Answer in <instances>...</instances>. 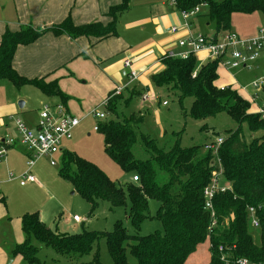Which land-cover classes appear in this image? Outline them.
Returning <instances> with one entry per match:
<instances>
[{
	"label": "trees",
	"instance_id": "trees-1",
	"mask_svg": "<svg viewBox=\"0 0 264 264\" xmlns=\"http://www.w3.org/2000/svg\"><path fill=\"white\" fill-rule=\"evenodd\" d=\"M174 1L180 10L205 4L208 7L207 22L213 24L214 39L231 30L234 12H260L264 16V0ZM126 5V0H122L109 7L107 15L111 17V23L106 26L100 21L75 24L67 16L49 26L23 25L17 31L5 29L0 36V82L7 80L16 88L32 85L46 95L62 98L63 93L55 81L29 79L16 72L12 66L16 47L31 43L49 32L96 40L111 36L115 33L116 17ZM161 62L163 68L151 75V84L176 98L183 110V101L191 98L188 111L184 110L185 116L201 120L225 112L237 123L236 128L226 129L222 135H217L223 139L217 158L221 162L227 188L217 192L213 198L215 224L211 231L208 232L211 216L203 206V190L209 182L211 164H215L216 157L204 149L205 144L182 147L176 139L171 146L165 147L140 130L145 122L144 114L129 106L133 97L140 99L144 88L132 84L118 94L114 91L109 93L103 107L105 117L96 125L103 135L105 153L125 172H135L138 180L119 186L95 164L65 148L62 149L59 175L72 182L73 190L89 203L91 210L99 201L119 206L124 205L128 198L127 216L135 230L148 217L158 220L162 231L155 230L146 235L129 234L117 222L110 231L83 229L76 233H58L40 220L38 212H27L20 218L23 241L12 250L27 264H41L37 256L39 248L31 243L32 239L61 257L87 254L95 242L105 238L112 264H128L127 250L137 264H184L197 245L206 239L211 253L207 264H221L218 245L225 248L234 246V256L247 257L252 261L264 259V219L261 215H264V120L252 112L251 101L238 90L229 85L220 89L216 83L217 60L198 64L196 56L191 54L186 58L163 56ZM260 93L264 95V86ZM244 128L258 135L248 140ZM180 132L172 133L178 136ZM137 144L147 154L145 159L134 157L133 147ZM149 199L159 203L154 216L148 215ZM250 206H260L261 222L256 229L258 242L250 230L247 214ZM97 255L96 251L93 264L98 263Z\"/></svg>",
	"mask_w": 264,
	"mask_h": 264
},
{
	"label": "crops",
	"instance_id": "crops-1",
	"mask_svg": "<svg viewBox=\"0 0 264 264\" xmlns=\"http://www.w3.org/2000/svg\"><path fill=\"white\" fill-rule=\"evenodd\" d=\"M121 1L46 0L45 12L46 14L50 13L51 21L47 24L42 21L41 24L33 27L59 23L67 16H70L75 24L100 21L106 26L111 23V17L107 15L109 7L118 5ZM1 2L3 1L1 0ZM126 2V7L116 17L115 33L111 36L96 40L85 36L71 38L65 34L53 35L49 32L42 34L31 43L20 44L16 47L12 59V66L16 72L29 79L43 78L45 82L55 81L65 98L46 95L32 85L16 88L11 82V85L6 84L5 95L7 97L0 100V146L4 136H17L15 118L22 120L31 129H37L39 111L44 105H62L67 114L78 119V124L73 128L76 130L80 117L86 114L92 115L93 109L101 105L109 93L117 88L136 84L137 87L144 88L142 92H148L147 86L149 83L151 85V75L163 68L162 57L169 52L178 53L181 51L182 48L177 41L189 32L208 36L214 34L213 26L207 22V17H199L198 12L188 17V28H184L180 9L175 6L174 0H126ZM6 4L0 3V36L5 29L15 31L23 25H32L25 16L21 15L20 10L17 12L16 18L6 19V12L9 10V6ZM263 23L264 20L261 24L250 27L243 34H237L242 37L253 36ZM173 26L179 29L175 33L170 32V28ZM195 56L198 64L208 61L206 53L203 51ZM125 58L131 61V67L139 73L138 78L130 83L126 75L127 69L123 68ZM260 62H264V55L256 63L257 67ZM220 68L230 81L220 83L217 79L216 83L220 87L227 85L233 87L250 101L254 91L248 85L244 86L247 87L246 90L242 89L243 86L234 87L231 81L235 80L232 79L229 72L231 70H227L218 63L217 73ZM263 69L261 68L260 71ZM30 86L36 88L41 94L42 105L35 109H32L33 106L28 105L27 102L29 94L32 92ZM259 95L261 98L264 97L261 93ZM142 102L144 101L140 98V105ZM141 108L142 106H139L138 110L143 113ZM92 117L94 116L92 115ZM68 139L62 140L59 151L52 156V159L55 155L62 154V149L66 148ZM30 156L31 151L19 143L7 147L6 152L0 156V264H14L15 259L7 262L8 248H14L16 244L23 241L20 218L28 211L25 201L21 198L18 203H10L13 197L12 192L14 190L26 191L33 188H45L39 180L20 184L18 176L25 172L31 174L33 166L40 159H37L28 168L26 162ZM41 158L47 159L49 164L54 166L50 163L49 157V159ZM9 174H12V177H9ZM132 176L130 181H132ZM19 196L23 198V195ZM38 214L43 222L42 214L39 212ZM72 216L58 215L60 221L55 224L53 230L58 233L79 232L76 231L75 226L81 220L74 221ZM210 254L209 251V258ZM209 258L205 264L208 263ZM24 263L21 255H17V264Z\"/></svg>",
	"mask_w": 264,
	"mask_h": 264
},
{
	"label": "rangeland",
	"instance_id": "rangeland-1",
	"mask_svg": "<svg viewBox=\"0 0 264 264\" xmlns=\"http://www.w3.org/2000/svg\"><path fill=\"white\" fill-rule=\"evenodd\" d=\"M2 1L3 2L0 0L1 4L7 3L6 6H9V10L6 12V19L16 18V14L20 10L21 15L25 16L27 20L32 23V26H37L41 24L42 21L46 22V24L51 21L50 13L46 14L45 12L46 0ZM207 13L208 7L205 4L200 5L198 16L206 18ZM263 20L264 16L260 12H234L230 21L231 31L243 34L250 27L261 24ZM256 65H253L251 67L252 69L237 68L229 71L232 79L235 80L233 82L231 81L232 85L236 88L248 85L254 77L259 75L261 68H264V62L258 63V67H256ZM221 69L222 68L218 70V82L220 83L228 80V77H226ZM228 81H230V79ZM6 84L11 85L7 80L0 83V100L6 99L7 97V95H5L7 91ZM147 88L150 96L149 100L142 102L140 105V99L133 97L130 100L129 107L138 110L139 106H142L141 110L143 111L145 122L140 130L155 138L161 146H171L176 139H179L182 147H189L192 145L203 146L205 143L214 141L217 135H222L226 129H234L237 127V123L225 112H220L214 116L201 120H195L188 115L185 116L184 110L188 111L191 98L187 97L183 101L185 108L183 110L176 98L167 94L163 89H156L152 84L150 85V83ZM30 89L32 92L29 94L27 102L28 105L33 106L32 109H35L42 105L40 102L41 94L34 87ZM163 100L166 101V105L162 104ZM110 103L111 102L108 100V104ZM98 109L103 110L104 108L100 105ZM98 121L99 119L92 117L91 114L80 117L77 129H72L70 132V137L66 142L67 145L65 149L75 152L78 156L92 162L108 177L115 181L116 184L124 187L125 183L130 181L131 176L134 175L135 172H125L105 153L103 149V135L95 129ZM177 131H181L178 136L172 133ZM244 131L248 140L252 136L258 135L249 133L245 128ZM133 154L137 159H145L147 157V154L140 144L133 147ZM53 159L56 165L51 166L47 159L44 160V158H40L31 170V175L36 181H41L45 188H33L26 191L14 190L10 203H18L19 198H21L25 201L27 212L37 211L42 214L43 223L52 229L55 227V224H58L60 221L58 215H77L81 222L76 224V231H82L83 229L110 231L117 222L120 223L129 234L146 235L155 230L162 231L160 222L154 218L148 217L144 219L139 228L135 230L127 216L129 209L128 198H126L124 205L119 206H112L107 201H99L97 206L91 210L89 203L79 193L73 192L72 182L59 175L62 160L61 155H55ZM35 168H37V170L34 171ZM19 195H23L24 199ZM158 206L159 203L156 200L149 199L148 215L154 216ZM59 228L61 229L60 226ZM250 230L255 236V241L258 242L256 229L251 227ZM31 243L39 248L37 256L41 264H93L92 259L96 251L98 252V263L95 264H112L105 238H100L95 242L93 249L87 254H75L61 257L56 256L53 250L42 246L34 239L31 240ZM10 248L11 247L8 248L9 255L7 262L15 259L14 264H17V254L12 252L13 247ZM209 251L210 244L208 239H206L198 245L196 252H192L187 257L184 264H205V261L209 258ZM126 257L128 264H137L136 259L128 250L126 251ZM24 264L27 263L25 262Z\"/></svg>",
	"mask_w": 264,
	"mask_h": 264
},
{
	"label": "built area",
	"instance_id": "built-area-1",
	"mask_svg": "<svg viewBox=\"0 0 264 264\" xmlns=\"http://www.w3.org/2000/svg\"><path fill=\"white\" fill-rule=\"evenodd\" d=\"M199 5L192 7L191 9L180 10V15L183 19L182 26L188 28L187 19L198 12ZM178 27L173 26L170 28V32H177ZM178 45L182 48L178 53H166L164 56L186 58L191 54H197L199 52H205L208 60H217L219 64L224 66L227 70L234 69H252L253 65H256V61L259 57L264 55V23L257 28L256 33L250 37L239 36L236 32L231 30L221 33L216 39L213 35L208 36L204 34H193L189 32L185 37L179 39ZM257 67V66H256ZM123 68L126 70L128 82L135 81L138 78V71L131 67V61L128 58L123 60ZM264 86V69L261 73L254 77L248 87L254 92L251 95L250 101L253 105L252 112L258 114L261 119L264 120V97L261 98L259 93ZM225 86H221L223 89ZM247 87H242L246 90ZM122 88L114 90V94L121 92ZM142 101L149 100L150 96L148 92H144L141 95ZM106 101L101 103L104 107ZM166 104V101H163ZM100 106V105H99ZM92 115L101 120L105 117L104 110H99L98 106L93 109ZM78 124V119L67 114L64 111V107L60 104L57 105H44L39 111V120L37 123V129L29 128L22 120L15 118V128L17 136L12 137L9 135L4 136L1 140L0 156L6 152L7 147L19 143L27 147L31 151V156L28 158L26 164L27 167H31L33 163L41 157H49L50 163L55 165V161L52 156L60 149V145L63 139L70 137L71 130ZM97 130V125L95 126ZM223 142L221 137H217L214 141L205 143L204 149L209 150L212 155L216 157L215 164L210 172V178L208 184L204 187V209L210 212L211 223L208 226V232L211 231L215 224L214 212H213V198L219 191H224L227 185L224 184L222 172L223 168L221 162L217 158V151L220 144ZM216 166V167H215ZM215 167V168H214ZM12 177V174H9ZM20 184L25 182H34L35 178L30 173H23L18 176ZM132 180H138L136 175L132 176ZM260 206L247 207V214L249 218V224L252 228L258 229L260 227ZM264 213V212H263ZM263 219L264 215L261 214ZM74 221H79L80 218L77 215H73ZM234 246L231 248H225L223 245H218L217 251L219 253V260L221 264H264V259L260 261H252L247 257L234 256Z\"/></svg>",
	"mask_w": 264,
	"mask_h": 264
}]
</instances>
